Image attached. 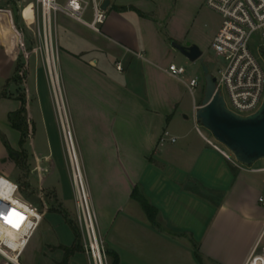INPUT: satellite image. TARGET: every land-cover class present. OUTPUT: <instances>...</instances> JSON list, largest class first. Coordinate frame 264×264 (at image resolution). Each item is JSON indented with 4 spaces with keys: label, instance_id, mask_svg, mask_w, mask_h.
<instances>
[{
    "label": "crops",
    "instance_id": "crops-1",
    "mask_svg": "<svg viewBox=\"0 0 264 264\" xmlns=\"http://www.w3.org/2000/svg\"><path fill=\"white\" fill-rule=\"evenodd\" d=\"M203 2L175 0L173 14L165 19L163 7L153 0H116L98 32L67 15L57 16L63 31L58 38L55 26L58 68L76 154L97 211L100 235L107 250L117 253L118 264H201L193 242L202 264H243L264 228V204L258 200L264 180L254 175L259 172L248 173L196 130L195 111L203 87L197 99L187 83L194 76L200 82V76L186 71L174 77L166 71L171 63L185 66L176 61L182 54L172 42L196 44L202 58L210 49L221 19L206 29L208 24L199 19ZM34 23L38 28L35 0H0V91L9 75L5 69H10L11 77L22 55L29 69L27 97L30 103L34 98L26 106L31 119L24 143L31 163L27 176L32 187L42 186L54 203L37 205L16 191L15 181L0 174V228L7 232V241L0 233V249L11 250L19 259L46 216L66 212L72 222L69 210H75L55 120L39 92L44 89L43 75L33 72L41 52ZM12 85L16 89L17 82L11 81ZM22 98L0 94V100L9 104L7 118L27 99ZM8 124L17 143L1 130L0 134L15 150L20 147V132L9 120ZM164 131L176 140L160 141ZM135 186L158 209L161 228L151 224L131 197ZM12 210L25 217L18 228L3 219ZM51 230L48 223L46 231ZM40 238L45 239L44 232ZM74 242L75 238L43 242L42 248L53 251ZM78 254L71 252L61 264H82ZM24 261L30 264L28 258Z\"/></svg>",
    "mask_w": 264,
    "mask_h": 264
},
{
    "label": "built area",
    "instance_id": "built-area-1",
    "mask_svg": "<svg viewBox=\"0 0 264 264\" xmlns=\"http://www.w3.org/2000/svg\"><path fill=\"white\" fill-rule=\"evenodd\" d=\"M106 1H108V5L103 8L102 6ZM115 1L65 0L64 3H60L58 0H35L40 21L37 36L40 39L39 48L44 52L46 68L50 53L54 64L58 65L59 61L58 47L55 42V24L59 14L85 23L98 32L107 17V9ZM205 4L221 18L218 32L210 44L211 51L222 59V64L217 71L218 74L214 76L216 90L220 91L228 110L239 116L251 115L259 109L264 100V0H205ZM89 6H91L92 12L91 19L86 21L85 15ZM254 35L259 37V49L262 52L263 62L259 61L250 47ZM138 55L142 56L141 54ZM117 69H121L119 64H117ZM166 71L171 76L180 77L187 70L183 65L171 63ZM199 83L197 76L190 78L187 83L190 92H193ZM196 130L209 145L226 158H231L228 152L230 150L226 146L223 148L220 145L222 143L214 137L205 135L198 123ZM165 139H169L171 142L176 140L167 131L162 133L160 141ZM240 165L250 172H264V167L252 169L245 168L242 163ZM70 167L75 191L76 222L82 251L88 264H111L105 241L99 232L97 214L92 206L84 176L83 179L80 177L79 182L71 164ZM15 187L18 191V184H15ZM258 200L264 204V182ZM263 237L264 228L243 264H264V246L259 249ZM0 256L11 264H20V256L12 259L13 253L7 248L0 249Z\"/></svg>",
    "mask_w": 264,
    "mask_h": 264
},
{
    "label": "rangeland",
    "instance_id": "rangeland-1",
    "mask_svg": "<svg viewBox=\"0 0 264 264\" xmlns=\"http://www.w3.org/2000/svg\"><path fill=\"white\" fill-rule=\"evenodd\" d=\"M153 2L156 6H162L163 7V9H164V17L163 18H165V19L168 18L171 15V13L173 14L174 8L176 6L175 0H153ZM29 8H30V6H27L25 9L27 10ZM91 13H92L91 12V6H89L87 9L86 15H85L86 20L90 21ZM199 19L205 20V22L208 24V26L205 27L207 29L210 26L218 23L221 18L216 12L209 9L206 6L205 2H203V7H202V10L200 12ZM55 26L57 28L56 29V36H58V38H59L62 35L63 31L58 24L57 18H56V25ZM36 28H37L36 24L34 23L35 34L37 31ZM34 43H35V41H33V44ZM259 44H260V40H259L258 35H254L251 39L250 47H251L253 54L259 59V61L263 62V56H262L261 50L259 49ZM59 53L60 52L58 50V54ZM21 57H22V55H19V58L16 61V66H15V69H14L11 77H10V72H9L10 69H8V68L5 69L6 74H9V75H8V78L5 82L6 84L4 86H2V90L0 91L1 92L0 94L2 96H5V97L18 95L21 98L23 97L22 100L25 97L27 98L24 101L25 116H26V119L28 122L29 131H31V119L28 116V113H30V110L27 111V107H29L28 105L31 106V104L34 101L33 100L34 98L31 100V103H30V101L28 100V97H27L28 96L27 93L30 90V87H29V90H27V87H28L27 75L29 73V71H28L29 69L26 67L25 63L20 59ZM203 59H204L205 63L207 64L211 74L213 76H217V74H218L217 71H218V68L220 67V65L222 64V59L217 57L214 54V52L211 51L210 49L206 50V53H204V55H203ZM176 61H180L182 64H184L186 67V70L189 74H197L198 76H200L201 79H200L199 86L195 89L196 98L199 99L201 94H202V87H203L202 86L203 85V83H202V81H203L202 70H201V66H200L199 61L190 62L183 55H182V57L180 55V60L176 59ZM59 62H60V55H59L58 65H59ZM58 65H57V67H58ZM33 72H35V73L37 72V73H39V75H41V74L43 75V80H44L43 82H44V89L45 90L42 89L39 92L43 95L44 103L46 102V104H47V105H45V108L46 107L48 108L49 113L53 115V118L55 120L54 122H55V125L57 128V131H58V137H59L61 145H62L64 159L66 162L67 174H68V177L70 179L71 186L74 189L73 182H72L71 167H70V162H69V158H70L69 151L71 152V150H69L67 148L66 142H64L65 141V135H64L63 130H62V125L60 123V118H59V114H58V108L56 106V103L54 100V94H53V91L51 89V84H50V80L48 77V72H47V68H46V64H45L44 52H42V51L38 53V65H36L35 69H33ZM58 72H59V68H58ZM59 75H60V72H59ZM11 81L17 82L16 89H14L13 85L10 88V82ZM60 85H61V91H60V93L58 91V93H59L58 97L60 98L62 95V97L64 98V101H65L64 103L66 105L65 106V109H66L68 106H67V103L65 100L64 90H63V86H62V82H61V77H60ZM225 96H226V94H225ZM189 98H191L190 95H189ZM6 103H7V101L5 102V101L0 100V130L7 134L8 140H10L13 143H17L18 140L15 141L16 140L15 136L11 133V130L8 128L9 127V124H8L9 119L7 118V116L5 114V110L8 109L9 104L8 103L6 104ZM66 110L68 113V108ZM62 117L65 118V114H63ZM64 118H63V120H64ZM68 120H69L70 127H71L72 137H73V140L75 143L69 113H68ZM198 125L200 126L201 130L204 132L205 135H207L208 137H213L212 133L209 130H207L205 127H203L199 123H198ZM65 134L67 137L70 138V133H69L66 125H65ZM3 138H4L3 135L0 134V174H2L4 176L8 177L9 179L15 181L19 186L20 192L22 193V195L25 198L35 201L37 203V205L42 206V207L45 205V202H47L50 207L54 206L52 199L48 198V196H47L48 194H46L43 191L42 186H40L38 184H34L32 187V185L29 183L28 176L30 175L29 173L31 171V163H29V162L27 163L28 154L25 151V147H26V146L24 147L25 144L23 146H20L17 149H15V152H16L15 154H9L7 148L5 147V145L3 143ZM220 145L223 148H225V146H223V144H220ZM67 150H68V153H67ZM228 152H229L231 158L235 159L234 154L231 151H228ZM68 154H69V157H68ZM243 166L245 168L264 167V158L255 161L253 164H250V165L244 164ZM248 173H249V171H248ZM254 175H256L257 177H260L261 179L264 180V172H259V173H256ZM89 193H91L90 190H89ZM74 198H75V191H74ZM90 199H91V195H90ZM52 208H55V207H52ZM95 211H96V209H95ZM65 213L66 212L59 213V214L54 213L51 216L49 215L50 219H48L47 216L45 217V220L43 221L39 230L36 231V233L32 237V240L28 244V248L25 251L24 256L19 259L20 264H26V262L24 261L25 258H28L30 260V264H61V262L63 260H65V258H66L65 257V251L64 252L62 251V250H64L63 248L65 246H62L59 248L53 247L51 249L53 251H49L47 248L48 246H46V248H42L43 242L58 244L59 241L60 242H63V241L68 242V241H72L75 238L73 228H72L71 224L69 223V221L66 219ZM69 214L73 218L72 223L77 227L76 212L73 209V207L69 210ZM69 214H67V215H69ZM96 214H97V211H96ZM205 215H207V213ZM64 218L67 221L66 220L63 221ZM97 219H98V215H97ZM48 223L52 224L53 230L46 231V228L48 227ZM77 230H78V227H77ZM1 231H2V233L4 232V234H6V236H7V232L4 228H1L0 233H1ZM42 232H44V234H45V239L43 238L44 239L43 241L40 238ZM2 233H1V235L3 236ZM78 233H79V231H78ZM4 241H6V240L4 239ZM263 246H264V237L260 243L259 249L262 248ZM41 249L44 250L43 253H41ZM9 251H11V250H9ZM77 251L79 253L78 257L82 261V264H88L86 256L83 253L82 249L77 250ZM16 256L17 255L13 254L14 258ZM2 261H3V264H7L5 259H3L0 256V264ZM110 262H111V258H110Z\"/></svg>",
    "mask_w": 264,
    "mask_h": 264
},
{
    "label": "water",
    "instance_id": "water-1",
    "mask_svg": "<svg viewBox=\"0 0 264 264\" xmlns=\"http://www.w3.org/2000/svg\"><path fill=\"white\" fill-rule=\"evenodd\" d=\"M108 1L104 2L106 8ZM190 62L199 61L203 78V95L195 111L196 121L209 130L213 137L226 146L242 164H253L264 158V100L251 115L239 116L225 107L223 96L216 90L215 77L202 58L196 44L171 43Z\"/></svg>",
    "mask_w": 264,
    "mask_h": 264
},
{
    "label": "trees",
    "instance_id": "trees-1",
    "mask_svg": "<svg viewBox=\"0 0 264 264\" xmlns=\"http://www.w3.org/2000/svg\"><path fill=\"white\" fill-rule=\"evenodd\" d=\"M8 119H9V122L11 123V126L20 132L19 146H23L27 137H29L31 133V131H29L28 122L25 116L24 102H22V106L18 110L9 113ZM3 143L5 147L7 148L9 154L16 153L15 150L11 148V146L9 145V143L7 142L5 138H3ZM131 197L139 202L140 206L142 207L143 211L147 215V218L149 219L151 224L157 228H161L162 226L160 222L158 221V209L150 203L148 197L145 195V193L142 191V189L139 186H135L133 188ZM69 223L71 224L74 234H75V242L73 246L63 248L65 251V257H66L65 260L67 259V256L71 252L82 249L80 245V235L78 233L77 227L71 221H69ZM2 234H3V238L7 241L6 234H4V232ZM193 246H194L195 257L199 261V263L202 264V257L200 255L198 245L195 242H193ZM107 253L109 257L111 258V264L119 263V257L117 253H115L114 251H110V250H107Z\"/></svg>",
    "mask_w": 264,
    "mask_h": 264
},
{
    "label": "bare ground",
    "instance_id": "bare-ground-1",
    "mask_svg": "<svg viewBox=\"0 0 264 264\" xmlns=\"http://www.w3.org/2000/svg\"><path fill=\"white\" fill-rule=\"evenodd\" d=\"M48 58H49V62L47 63V71H48V76L50 79L51 89L53 91L54 100H55L56 106L58 108L60 123L62 125V130H63V133L65 135V142H66L67 148L69 150H71V152L69 151L70 164L73 166V168L75 170V175L79 179V182H80V177L83 179V173L81 170V166L78 162V158H77V154H76V148H75L74 140L72 137L70 123L68 120V114H67V110L65 109V103H64L65 101H64V98L62 97V95L60 98L58 97V95L61 91L60 75L58 72V67H57L56 63L55 64L53 63L51 53L49 54ZM58 91H59V93H58ZM63 114H65V118L62 117ZM63 118H64V120H63ZM65 125L67 126L68 131L70 133V138L67 137L65 134ZM11 258L14 259V257H11Z\"/></svg>",
    "mask_w": 264,
    "mask_h": 264
},
{
    "label": "snow or ice",
    "instance_id": "snow-or-ice-1",
    "mask_svg": "<svg viewBox=\"0 0 264 264\" xmlns=\"http://www.w3.org/2000/svg\"><path fill=\"white\" fill-rule=\"evenodd\" d=\"M15 217L16 219H13ZM3 219L7 224L14 228H18L21 224V222L25 219V217L21 216L18 212L15 210H12L10 214L3 215Z\"/></svg>",
    "mask_w": 264,
    "mask_h": 264
}]
</instances>
